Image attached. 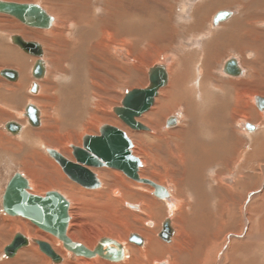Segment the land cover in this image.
<instances>
[{"label":"rangeland","instance_id":"obj_1","mask_svg":"<svg viewBox=\"0 0 264 264\" xmlns=\"http://www.w3.org/2000/svg\"><path fill=\"white\" fill-rule=\"evenodd\" d=\"M5 1H10V2L13 1V2H19V3H35V4H38L40 7H42L43 9H45L46 12L52 16L54 14L52 12L51 13L48 12L50 10L48 8V6H50L52 9H55V10H57L58 8H60V9L62 8V6H61L62 2H56V0H5ZM131 1H133V2H131ZM131 1L127 0V2L129 3V4L127 3V6L130 5L129 9L133 10V8H134L133 6H135L137 4V2L134 0H131ZM45 2L47 3L48 6H46ZM101 2L105 3V0H101ZM118 2H120V0H118ZM121 2L125 3V0H123ZM198 2L200 4L205 3L204 4L205 7L203 9L205 16H202V18H201V24H203L201 33H199V34H196V33L192 34L191 33L188 36H185V33L182 34V30H183V32L186 30H189L187 27L188 26L190 27V25H192L194 23L192 21V19L190 18L191 16H189V15H191L193 12H195L196 9H199V8H196L197 7L196 4ZM93 3H94L93 1L89 0L90 9L91 10H95V9L98 10L97 14L100 17V19H98V20H102V18L105 17L104 15H105L106 11L104 9V6H106V4H103V7H102V5H100V6L97 5V7H96L95 6L96 3H94V4ZM156 3L157 4H155V3L154 4L157 5L158 8L162 12V15L159 16L161 21H162V24L159 25V30H160V33H161V36L163 39L160 37L157 42L151 41V42H153V44L152 45L150 44L148 46L147 44H149L150 39L146 35V33H144V32H147L148 30H150L147 28L151 27V23L146 24L145 20L143 22H141L138 19L135 20L136 16L135 17L133 15L128 16L127 22H126L127 25L125 27L128 28V32H129V26L135 32V34H131L129 32V35H128L129 38L127 37L130 42L134 41L133 46H132L133 47L132 56L126 57V55L124 53H120L118 56H113V53L112 54L110 53L114 57V62L115 63L117 62L116 64H119V66H121V68L117 67L116 65L113 67V69H112V67H109V68L107 67V70H106L107 73L101 72V74L99 73L100 67L102 68V67H106V66L104 64H101L99 59L92 57V55H91V57H88V58L86 57V59L82 58L78 62H76L77 58L74 57L73 55L70 57V59L69 58L65 59V57H64L62 59L64 61L63 67L64 66L66 68L68 67L67 69L65 67L63 69L65 71V74L64 75L62 74L63 76L60 74H55L56 67L62 69V65L60 63H59V65H56V66H55V64L52 65L53 58L51 59L52 61H49L48 53L49 52L52 53V51H55L56 43L58 42V40L53 39V36L49 37V38H47L48 42H46L45 46H44L42 41H41L42 38L39 36H38L39 40L35 39L34 37H29L28 39L27 38L25 39V38H23L24 35L22 36V34H21L22 32L24 33L25 31H29V33H33L35 31L36 32L35 34H37V33H43L44 31L43 30H37V29H30V28L22 25L17 20H15L9 16L0 15V19L7 20L6 21L7 27H10V28L15 27L16 28L15 25L21 27L19 29V31H17V30L11 31V32L3 31L1 33L0 42L3 41L4 44L0 47V49L5 46L6 49L3 50V53H7V54H13L14 51L12 49H16L15 51H18L17 54L19 56H21L23 54V56L28 58V60H26V61H24L20 58H18V59L24 61V63L26 62L27 65H28V61H30L27 69L23 68V70H21V73L24 74V72L27 73V71L29 69V71L27 73V77H26L30 80L29 84L33 80L31 75H30V71L32 68V62H35V60H37V59L34 56L22 53L21 50L15 44H13L10 41V37L13 35H18L22 39H24L26 42L34 41V42L39 43L43 49L42 50L43 51L42 60L45 64V75L39 82V85L41 86V95H39L37 97L36 96L33 97L32 94H30V92L27 91V90H30L29 89L30 86L29 87L27 86L25 89H23L24 91L18 90V92L16 93L17 94V100H16V98H14L15 99L14 101L6 99L5 98L6 93L9 92L8 86L12 85L13 82H9V81L5 80L4 78L0 77V88L3 91V92L1 91L2 92L1 97L5 98V99L4 98L1 99V97H0V102H2V103H0V108H1V112H2V113H0V137H3L5 141H10L11 144L13 143L14 146H12V148L16 149L15 145H16L17 141H20L19 137L21 135L20 134H16L15 136L10 135L5 130L4 125L7 124L9 121L23 123V120L18 118L17 113L19 114L21 112L23 106L31 100H33L37 104L36 105L37 108H38V106L40 108V105L42 106V104L45 105L43 107V109L40 108V110L42 111V122L43 123H42V126L38 129H32L31 127L24 124L25 130L30 129L29 131H31V129H32V131H34V132H38V131L42 130L44 127V125H43L44 121H46L47 116L49 118L52 116L51 118H53L54 121H57L55 123L57 128L53 132H51L52 133L51 138L47 139V142L49 143L48 147H46V149H45L44 146H41V145L38 146L37 145V149L39 150V153H41V156H43L45 158L44 160L42 157H41L42 160H37V159H34V161L29 160L30 161L29 163L32 166L26 165L24 167L19 162H18L19 164L18 163L15 164L14 163L15 161L14 160L12 161V159L7 154L6 155H5V153L1 154V152H0V264H10V263L12 264L13 260L14 259L16 260L19 256L21 257L22 254L24 253L25 249L27 248V247L22 248L18 252V254H16L13 258H7L3 254L4 248L8 244H10L14 235L19 234V232L24 233V231H26L29 235H35L36 236L38 233V230H41V229L37 228L35 225H33L29 220L24 219L22 217L9 216V215L5 214L2 210L1 198L5 192V188L8 184V182L13 177V175H15L16 173L20 174L24 178H26V175H27V178L31 183V185H30L31 187H34L35 185L43 187L42 189H40V191L38 192L39 194H37V196H44L47 192L56 191V192L60 193L69 203H71V209L68 211L71 213V216L69 219V222H71V225L68 229V232H69L70 236H72V237L74 236L75 238H77L80 241H84V240L89 241V239H91L92 242L94 243V245H96V239L106 238L103 234L101 235L99 233L100 229L106 228V227H103V225H106L109 228V231H113V235L115 236V237H111L110 239H114L116 241H119V243H121V241H122L121 245H123L124 251L127 252L128 249L126 247L128 245H129V247H131V246H133L134 248L137 247V246L129 243V238L127 237L129 235L128 233H130V232L133 233V231H134L136 233H139L142 236H144V235L146 236V234H145V229H147L146 222L149 221L147 218L149 216H148L147 211L144 210L145 207L142 204L139 205L140 209L138 211L137 210L136 211L128 210L126 205H124V203H122V201L120 200V197L113 198V197H111V195H110V197H111L110 200L108 198H106V196L103 195L102 199L93 200L92 202L87 201V202L78 204V202L75 199L72 200V197L70 196V195L74 196L73 192H71V190H70L71 187H74L77 192L79 190L83 191V190H87V189L81 187L80 185L76 184L75 182H72L61 171V169L59 167H58V170L55 169L54 165L57 166V164H55L56 162L48 155L47 150L51 149V150H55V151L60 153V151L63 150L61 148V144L64 143L65 147L67 149V154H64V153H62V154L64 156L70 158V160H71L72 156H70V154H68V150L69 149L71 150V148L68 146L81 145V143H82L81 139L83 136H85V134H87V135L88 134L98 135V128H99L98 126H101L103 124H109L111 126H114L116 128L121 129L122 131H124L126 133V135H128L127 137L133 143V152L135 153V155L141 151L143 152L144 150H146V147L145 148L143 147L144 142H142L143 144L141 143V145L140 144L137 145V140H135V138H133V135H137V134L145 135V133H143L141 131H134L133 132L132 130H130L124 123H122L120 121V119H118L112 113V108L120 106V102H121L122 98L124 97V94L127 91L132 90L134 88H138V87L142 88V87L147 86V84H148L147 72H148V69H150V66H155V65L166 66L168 64L167 66H168V70H169L170 78H171L170 79V85L172 83V78L174 77L173 73H174L175 68H179V69H177L179 71L181 69L186 71V73L191 74L192 76L191 75L190 76L193 77L194 79H195V74H196L197 70L200 71V69H201L202 71H204V75L211 76L210 79H208L209 77L207 78V82H206L207 86H214V84L212 83L213 81H210L214 78L213 80H217V82H220L222 85H225V89L227 90L228 94H230V95H228V94H226V95H228L229 98L231 96V99H232L231 103H233L235 100L234 103L239 102L241 105L244 104L247 107L244 109H247L250 111H251V109L256 110V108L252 104L251 96L252 95L264 96V86L259 85L260 83L255 82V81L254 82L251 81V82H248L247 84L241 85V84L237 83V80H240V82L243 81L244 79L246 80L247 77H249V74L254 72L253 70L256 71L258 65L253 64V62H252L253 59L257 58V55L254 53L257 52V50H256V49H258L257 47L261 48L263 44L259 43L257 45L256 44L254 45V46H256L255 47L256 52L253 51L254 48L251 51L248 49L245 50L246 49L245 47L242 49L243 42L241 43L240 40L232 39L230 44H227V45L224 44V43H226L227 40L225 39V37L223 38V35H221V33L224 32L223 29L220 30L217 27H212V25H211L212 19L210 20L211 15L215 10H218V9H221L224 7H221V6L219 7L218 3H215V2L213 3V0H156ZM231 3L232 4H230V5H226L225 8L227 6H230V8H228V9L233 10L237 13L235 15L236 16L235 18L240 17V19H241V16H242L241 12L243 10L245 12L246 16L249 18V23L254 24V27L256 29H258L264 33V0H232ZM113 4H112L113 8H116L115 2ZM92 5H94V7H92ZM60 9H58V10H60ZM102 9H104V10H102ZM144 9L146 10L148 8H144ZM228 9L226 8V9H224V11L228 10ZM200 10H201V8H200ZM118 11L119 10H117V12ZM206 15H207V17H206ZM258 15L259 16L261 15L262 19L258 18ZM133 19H134V22H136V23L133 22ZM193 19H194V17H193ZM203 19H206V21H204ZM203 21H204V23H203ZM138 23H140L141 26L140 25L138 26L137 25ZM142 23H144V24H142ZM96 27H98V25ZM139 27H141V29ZM170 29H173V31L176 30L174 35L168 33V32H170L169 31ZM243 30L244 29L242 28V32H243ZM136 34H137V36H136ZM138 34H140L141 36ZM97 37H99V35ZM136 37H139V38L142 37V38L139 39ZM144 38H145V40H144ZM51 39H53V41H51ZM70 39L71 40L75 39L74 42L78 43V41H77L78 33L71 34ZM261 39L262 38H260L259 40H261ZM96 40H98V39L96 38ZM136 41H137V43H136ZM262 41H264V39H262ZM262 41H261V43H262ZM134 45H136V46H134ZM228 45H229V47H227ZM138 47L140 49H145V50H144L142 57H139V55H137V57H139V58H137V60H136L134 58L136 56V49ZM263 47H264V45H263ZM206 48H208V49H206ZM225 48H226L227 52L224 53ZM98 51H99V49L97 50V52ZM0 52H1V50H0ZM221 53H223L224 55H222ZM216 54H218V55L220 54L221 56L217 58ZM83 55H84V53H83ZM259 55L261 58H263L262 63H264V52L262 51ZM68 56H70V54H68ZM168 57H170L169 60H168ZM228 57H232V58L236 57L240 60L241 66L246 70V73L243 77L231 78L229 76H224L223 74H221V67L223 64L222 62H224ZM107 58H108L107 60L109 62L111 60V58L110 57H107ZM140 58H142V59H140ZM233 59H235V58H233ZM90 60H93V62H94L93 64H91V68L95 74L93 77V82H96L98 84V86L96 87V89L94 88V90L91 87L90 92H89V89H87L88 87H87L86 80H85V82H83V81L85 79V76L88 75V71H85L86 70L85 65L87 64L86 66L90 67V65H88V62ZM95 60H98V61H95ZM227 62H229V60H227ZM57 63H58V61H57ZM73 63H76V64H73ZM80 63H82V64H80ZM170 63L174 64V65H170ZM188 63L189 64L191 63V64L189 65ZM95 64H96V67L94 66ZM186 64H187V67H186ZM54 66H55V68H54ZM81 66L84 67L82 70L79 69V68H81ZM2 69L3 70L4 69H13V70L17 71L18 77L20 78V73L18 71L19 69H17V68H13L7 64L5 66V65H2L0 63V70H2ZM77 69H79V70L77 71ZM68 70H69V72H68ZM81 72H83V74ZM192 72H193V74H192ZM205 72H206V74H205ZM52 73H53V75H52ZM112 73H113V75H112ZM50 74L52 75V77L50 76ZM54 74H55V76H54ZM73 74H75V75H73ZM83 75H84V78L81 77ZM74 76H76V77H74ZM263 76H264V72L262 74H260L259 78L260 77L264 78ZM48 77L54 78L52 82L50 81L47 83V87L49 86L48 88L49 89L52 88V89L50 91H49V89H47L46 93H44V83L48 79ZM196 77L198 78V80L192 81V78H190L191 81H189V83L190 84L192 83L191 89H193V86H196L197 82H200L202 80V74H198ZM77 78H79V79H77ZM95 78H96V80H94ZM104 79L107 80L108 84H106V81H104ZM74 80L76 81L78 86H80V85L82 86V87L81 86L80 87L82 88V92H83L82 94L78 95V97L80 98V100L78 102L80 103V101H81V103L79 104L78 102H76L77 106L75 104V108L73 106V104H74L73 102H70V104H68L65 101V97H66L65 92L67 91V89H70L73 86L74 87L76 86ZM235 82L237 84L233 85V83H235ZM14 83H16V82H14ZM80 83H83L84 86H83V84H80ZM91 86H93V85H91ZM110 87H111V91L109 92ZM243 91H245V93ZM247 91H250L251 93L249 94ZM44 94L46 96L49 95L50 99L48 98V99H45V101H44L43 100V96H45ZM0 95H1V93H0ZM83 95L85 97H84V99L82 98V100H81V96L83 97ZM96 95H97V98H96ZM41 98H42V100H41ZM5 100H7L6 103H5ZM8 100H9V102H8ZM181 105H183V104H181ZM78 107H81V108H78ZM90 108H91V111L88 110ZM152 108H151V110H152ZM46 110L49 111L50 116L48 114L46 115V113H45ZM151 110H149L148 112H150ZM195 110L197 111L196 107H195ZM75 111H77V112L75 113ZM90 113H92V114H90ZM82 114H83V117H82ZM146 114L147 113H144L137 121L142 123V119ZM199 114H200V112H199ZM90 116H94V118L91 119ZM172 116H174V117L179 116V119L182 120V123H183L184 112H183L182 108H178V109L174 110L173 112L168 113L167 115H165L164 120H165V118L167 119L168 117H172ZM215 116H216V118H215L216 120H219L221 118V116L219 115V112H216L214 117ZM77 117L80 118V120ZM231 118H230V121H231ZM76 120L80 121V123ZM247 120L244 117L238 118L236 120L237 123L235 125H233L230 122H227L228 121L227 117L224 118V121L226 124L220 128L224 131L222 133V135L220 136V138L221 137H223V138L221 140L219 138V141L217 140V142H219V143L221 142L219 145L224 147V143H226V142L228 143V140H227V138H229L228 130L233 129V127H234V130L237 134L236 137L238 138L240 145L238 148L236 147L237 149L235 148V150L233 151L232 154H231V152H228V151L224 152V150L220 149V147H219V149L216 147L214 149H212L216 152V153H214V151H212L214 160L210 159L211 163L208 165L207 168H205V170H203L201 179H199L197 177L198 179H195V180L189 179V181H186V180H184V176L178 177L180 175V173H173L172 174V173L168 172V174H170V176H172V178L177 179V180H175L176 182H179L181 184V185L178 184V186H179L178 188L181 190V192L178 195H175V184L173 185V183L171 181H165L164 180V182H162V183H159V182H156V183L161 184V186H163L167 190V196L162 200L161 199L158 200L157 197L155 198L153 195H150L151 189H148L147 186L142 185L139 187L137 185H140V184L129 180L120 171L118 172L115 169L110 170L108 168H106V169L102 168V170L104 169V170L112 171L115 174L116 173L121 174L124 179L122 180L121 178H119V176H117L115 174L111 178H108L107 176H109V175H107L105 178H103L104 180H103L102 189H97V190H93V191H97V192L103 191V193L105 192L104 194L109 195L110 194L109 190H111L113 187L114 188L116 187V188H121L120 190L122 191L123 195L132 194L131 197L134 195L132 198L127 197V199H124V200H128L127 202H129V203H132V202L139 203V202H142L141 200H143L144 198H145L144 201L149 202L150 199L147 198L146 196H148V197L150 196V197L154 198L155 200H157L158 202H160L159 204L160 205L162 204V207L164 208V216L162 217V214L158 211V214L156 213V216L153 219L155 224L152 228H157L160 225V229H161L162 223L165 222V220H171V223L173 224L172 227L174 229L175 237H174V239H173L174 241L172 243H170V241H169L170 244L168 242H164L163 240L160 239V237L158 235L159 233H161L162 230L160 231V229L157 228V230H159V231H156V234H155L156 239L161 244L172 247L175 243V240H177V242L182 241L180 238L178 239L177 236L179 235V232H181V230L179 231V228L181 229L184 227V230L186 229L185 231H187V233L189 235L188 236L189 239L185 238V240L187 242L189 241L190 243H188V247H183V249L187 252L189 251L188 252L189 254H193V252H191L194 250L193 246L196 247L197 246L196 244H198L199 249L202 251L200 253L199 258L197 260H195L196 264H264V226H263L264 225V199H263L264 198V130H263L264 129V115H261L257 119L252 117V119H250L249 121H247ZM193 121H194V119H193ZM193 121H191V119L189 118L188 128L191 127L190 132L194 126ZM161 122H162V120H161ZM51 123L52 122L50 121L49 124H51ZM242 124L243 125L250 124V126L251 125L254 126L255 124H257V128H259V126L261 127L260 130L257 129V134H255L256 137H255V141L253 142L255 147L251 143V140L249 138L250 133H253L255 129L253 131H250V130L244 128V126H243L244 131H242L239 128V125H242ZM176 126L177 125H175L174 127H167L165 129H168V130L174 129V128H176ZM198 126L199 125H197L198 129L196 131L200 132V127H198ZM68 127H69V129H68ZM226 128H227V130H225ZM197 132H193L192 134L195 135V133H197ZM199 132H198V134H199ZM212 132H214V131H211V133ZM198 134L196 137L200 138V136ZM151 135H156V133L151 134ZM211 136H213V135H211ZM32 138H33V136H32ZM209 138H211V137L207 138L208 141L206 138H203V139H206L205 142L208 144V146L211 147V146H213L215 139L212 140V138H211V140H209ZM213 138H216V135H214ZM250 149L253 150V152H252L253 163L251 164V166H250V164L243 165L244 160H245L244 158L247 157V154H248ZM160 150L161 151L166 150L164 145L162 148H160ZM160 150L158 152L159 153L158 155L162 156L163 153ZM222 152L224 154H222ZM19 154H21V152ZM216 154H218V155H216ZM219 154H220V156H219ZM21 156H25V154H23ZM222 157L224 159H226V161H224V162H226L225 165H224L223 160L221 161ZM174 166H171V167H174ZM31 168H34V170L42 172V174H43V176H42L43 181L42 182L43 183L39 182V181H34L32 177H31V179H29L30 178L29 174L32 171ZM145 168H146V165L143 164V168H142L141 172L144 171ZM174 168H176V167H174ZM91 169H93V171H96V170H94L95 168H91ZM29 170H30V172H29ZM180 171H181L180 168H178V169L176 168V172H180ZM215 171L217 174H219L220 186H218V187H215V182L213 181V177H215V175H216ZM216 176H218V175H216ZM160 179L162 181L163 178H160ZM49 180L52 182H53V180L59 181L62 190L57 189V188H50V187L44 188L45 186H47V182H49ZM193 181H195L196 184L201 185L200 190H199L201 196L197 195V194L195 195V190H194L195 188L193 186V185H195V183ZM36 186H35V188H36ZM216 189H218V190H216ZM201 191H203V192H201ZM27 192L32 194V195H36V194H34V191L31 190V188L28 189ZM253 192H259V193L256 195H253L252 198L248 197ZM203 196H205V199ZM170 199L172 201L177 202L178 207H176V208L172 207L169 209L168 203L170 202ZM202 201L204 204L202 203ZM206 201H208V202H206ZM74 202H76V203H74ZM88 203H91V205H89ZM180 206H181V208H180ZM177 208H180V210L177 211L178 210ZM181 211L183 213H187L191 218L195 217L194 219H196L200 222H201V220L199 218L202 215L207 216V218H209V220H208L209 223H208V230H205L206 234L203 230H200L197 228V224H196V223H198L197 221H196V223L194 222L195 226H193V227H192L193 222H192V225H191V222L189 224L187 223V225H186V222H189V221L182 220L183 217L181 216ZM177 218H179V219H177ZM14 220L16 221V224L13 223ZM158 222H160V223H158ZM199 224L201 225V223H198V227L202 228L199 226ZM16 225H18V226L16 227ZM99 225L100 226L102 225V227H99ZM82 228H83V231H82ZM96 228H99V230H97ZM190 230H192V231H190ZM116 235L117 236L121 235V237L123 239L116 238L117 237ZM249 235H250V238H247V237H249ZM86 237H88V239H86ZM190 237L192 240L193 239L195 240L194 243L192 241H190ZM254 237H256V238H254ZM229 238H231V239L228 240ZM204 239H206V240H204ZM251 240H253V241H251ZM189 244L191 246H189ZM94 245H93V247H94ZM34 246H36V245L34 244L33 247ZM85 246H86V244H85ZM87 247L89 248V246H87ZM202 248H203V250H202ZM195 251H196V249H195ZM187 252H184V256H185V254H188ZM39 253H40L39 255L42 254L40 251H39ZM177 253H178L177 250H174L172 252V254H174L173 256H177L176 255ZM60 254L69 255V252L67 253L63 249L62 252L60 251ZM39 255L38 254L33 255V257H32L33 260L31 259V261H28L27 259H29V258H26V261H23L24 263H19V264H55L50 259H48V257H46L45 255L42 254L44 257H46V259L49 260V262L46 263V260L41 258L42 255L40 257H39ZM127 255H129V253ZM63 256L64 257H62V261H65L64 264H79V262H80V261L78 262V260H76V257H69L70 255L68 257H65V255H63ZM193 256H194V254H193ZM189 257H190V255H186L184 258H181L182 261L180 260L179 264H191V262H190L191 259ZM171 258H173V257L170 254L168 255V253H167L161 258V260L170 261V264H171V262L173 261ZM195 261H193V262H195ZM98 262H97V264H111V263H107V261L101 257H99ZM151 262L149 263V261H146L144 264H151ZM123 263L124 262L122 261V262H114L113 264H123ZM14 264H17V263H14ZM58 264H61V262ZM80 264H83V263L80 262Z\"/></svg>","mask_w":264,"mask_h":264},{"label":"bare ground","instance_id":"obj_2","mask_svg":"<svg viewBox=\"0 0 264 264\" xmlns=\"http://www.w3.org/2000/svg\"><path fill=\"white\" fill-rule=\"evenodd\" d=\"M0 1L1 2H10V1H5V0H0ZM91 1L96 3V5H95L96 7H97V5L98 6L102 5V7H103V4H106V6H104V9L106 11L105 15H104L105 17L102 18V20H98V19H100V17L97 14L98 10H96V9L95 10H91L90 9L89 0H56V2H62V5H61L62 8L61 9L58 8L60 10L52 9L45 2L46 6H48V8L51 10V11L50 10L49 11L47 10V11L50 12V13L52 12L54 14L53 16L48 14L46 12V10L43 9L42 7H40L38 4H35V3H19V2H13V1L11 2V3H17V4H34V5H38L51 18V20L49 21V27L48 28H43V29L42 28H33V27L26 26V25L22 24L20 21H18L14 17H11V16H9V17L17 20L19 23H21L22 25H24V26H26V27H28L30 29H37V30H43L44 31L43 33H37V34H35L36 33L35 31L33 33H29V31H25L24 33L22 32L21 34H22V36L24 35L23 38H25V39L26 38L28 39L29 37H34L35 39L39 40L38 39V36H39V37L42 38L41 41H42L44 46H45V43L48 42L47 38H49V37L53 36V39L58 40V42L56 43L55 51H52V53L49 52L48 53V57H49V61H52L51 59L53 58L52 65L55 64V66H56V65H59V63L62 65V69L57 68V67L55 69V74H60V75H62V74L64 75L65 74V71L63 70L65 66L63 67L64 61L62 59L64 57H65V59L66 58L70 59V57L72 55L77 58L76 62H78L82 58L86 59V57L87 58L91 57V55H92V57H95V58L99 59L100 63L104 64L106 66V67H102V68L100 67V70H99L100 74H101V72L102 73H105V72L107 73V71H106L107 67L108 68L112 67V69H113V67L116 65L117 67L121 68V66H119V64H116L117 62L116 63L114 62V57L113 56H118L120 53H124L126 55V57H131L132 56V51H133V47L132 46H133L134 41L130 42L128 40V38H129L128 35H129V32L131 34H135V32L132 30V28L130 26H129V32H128V28L125 27L127 25L126 22H127L128 16H132L133 15L134 17L136 16L135 20L138 19L141 22H143L145 20L146 24L151 23V27L147 28V29H150V30L147 31L145 29L147 32H144V33H146V35L150 39L149 44H147L148 46L150 44L152 45L153 42H157L160 37L162 38L160 30H159V25L162 24V21H161L159 16L162 15V12L158 8V6L155 5V4H157L156 0H134V1L137 2V4L135 6H133L134 7L133 10L129 9L130 5L127 6V3H128L127 0H125V3L121 2L123 0H120V2H118V0H105V3L104 2L102 3L101 0H91ZM114 2H115V5H116V8H113V5H114L113 3ZM131 2H133V1H131ZM214 2L218 3L219 7L220 6L224 7V8L215 10L212 13L211 18H210V20L212 19L211 20L212 27H217L220 30L223 29L224 32L221 33V35L225 36V39L227 40L226 43H224V44H226V45L230 44L231 40L235 39V40H240L241 43L243 42L242 49L245 47L246 48L245 50L248 49V50L251 51L253 48H254L253 51L256 52V50H257V52L254 53V54L257 55V58L253 59V61H255L256 64L258 65L257 69H256V71L253 70L254 72H252V73L250 72L251 74H249V77H247V79L248 78L249 79L248 80L244 79L245 82H243V83L241 81V85L242 84H247L248 82H251V81H253V82L255 81V82L260 83L259 85H263L264 86V78H262V77L259 78L260 74H262L264 72V67H263L264 63H262L263 58H261L260 55H259L262 51L264 52V47H263L264 41H262V39H264V33L262 31L256 29L254 27V24L249 23V18L246 16V14H245V12L243 10L241 12L242 13L241 14L242 15L241 19H240V17L239 18H235L236 17L235 15L237 13L235 11H233V10H229L228 8H230V6H227L226 8L228 10L224 11V9H226L225 8L226 5L232 4L231 3L232 0H213V3ZM204 4L205 3L200 4L198 2L196 4V6H197L196 8H199V9H196L195 12H193L191 15H189V16H191L190 18L192 19V21L194 23L192 25H190V27L187 25L188 26L187 28L189 30H186L184 32L182 30V34L185 33V36H188L191 33L192 34L201 33L202 25H203V24H201V18H202V16H205L204 15V11H203V9L205 7ZM92 7H94V5H92ZM144 8H148V9L145 10ZM200 8H201V10H200ZM104 9H102V10H104ZM117 10H119V11L117 12ZM221 14H223V19L217 20V19L220 18L218 16H220ZM0 15H5V14H1L0 13ZM6 16H8V15H6ZM193 17H194V19H193ZM206 17H207V15H206ZM258 18L262 19L261 15L260 16L258 15ZM206 19H203V20L206 21ZM6 21L7 20L0 19V35H1V33L3 31H7V32L16 31V30L19 31V29L21 28V27L15 25V24L14 25L16 26V28L15 27H11V28L7 27L6 26ZM204 21H203V23H204ZM133 22H134V19H133ZM134 23H136V22H134ZM142 24H144V23H142ZM97 25H98V27H96ZM137 25L139 26L140 23H138ZM139 28L141 29V27H139ZM242 28L244 29L243 32H242ZM169 31L170 32H168V33L172 34V35H174L175 32H176V30L173 31V29H170ZM73 33L74 34L78 33V39H77L78 43L74 42L75 39L74 40L70 39V35L73 34ZM98 35H99V37H97ZM138 35H140V34H138ZM136 36H137V34H136ZM18 38L21 39L22 41L26 42L24 39H22L18 35L11 36L10 37V41L13 44H15L21 50L22 53L34 56V57H36L37 60L40 59V58H37L36 55H32V54H28V53L24 52L18 46V44L16 42ZM96 38L98 40H96ZM136 38H139V37H136ZM140 38H142V37H140ZM260 38H262V39L259 40ZM53 39H51V41H53ZM144 40H145V38H144ZM151 41H153V42H151ZM261 41H262V43H261ZM30 42L39 45V47L41 49V55H43V51H42L43 49H42L41 45L39 43H37V42H34V41H30ZM136 43H137V41H136ZM259 43L263 44L262 47L261 48L257 47L258 49L255 50L256 46H254V45L255 44L257 45ZM3 44H4L3 41L0 42V47ZM134 46H136V45H134ZM227 47H229V45ZM4 49H6L5 46L0 49L1 50V52H0V56H1L0 63L2 65H5V66L7 64V65H10L13 68H17V69H19L18 71L20 73V78H19L17 71H15L13 69H6V70H10V71L15 72L16 76L13 77V79H8L6 77H3L1 75V73H0V77L4 78L5 80H7L9 82H13L12 85L8 86L9 87V90H8L9 92L6 93L5 98L9 99V100H13V101L15 100L14 98H16V100H17V94L16 93L18 92V90L21 91V90L25 89L27 86L28 87L30 86V88H29L30 90H27V91H29L30 94H32L33 97H35V96L37 97V96L41 95V86L39 85V82L45 75V64H44V62L42 60V56H40L41 57L40 60L43 62V65H44V75L41 78H39V79H35L33 77L32 70H33L34 64H35V62L37 60H35V62L31 61L32 62V68H31V71H30V75H31L33 80L29 84L30 80L28 78H26L29 69H28L27 73L26 72H24V74L21 73V70H23V68L27 69V67L29 66L30 61H28V65H27L26 62L24 63V61L28 60V58L23 56V54L22 55L20 54L21 56H19L17 54L18 51H15L16 49H12L14 51L13 54L3 53ZM98 49H99V51L97 52ZM206 49H208V48H206ZM144 50L145 49H140L138 47L136 49V56L134 55L135 56L134 59L137 60V58L142 57L143 53H144ZM82 52L84 53V55H83ZM225 52H227L226 48L224 50V53ZM110 53L111 54L113 53V56ZM68 54H70V56H68ZM221 54H223V53H221ZM137 55H139V57H137ZM216 56L218 58V57H220V54L219 55L216 54ZM107 57L111 58V60L109 62L107 60L108 59ZM18 58H20V59H22L24 61L19 60ZM233 58H235V59H233ZM233 58L232 57H228L224 62H222L223 64H222V67H221V74H223L224 76H229L231 78H241V77H243L245 75L246 70L241 66L240 60L238 58H236V57H233ZM140 59H142V58H140ZM169 59H170V57H168V60ZM230 59L232 60V61H230V64L233 63V65H234V63H235V66L238 67L237 68L238 72L229 75V74L223 72L224 71L223 68H224V65L226 64L227 60H230ZM57 61H58V63H57ZM95 61H98V60H95ZM93 63H94L93 60H90L88 62V65H90V67L86 66L87 64L85 65V67H86L85 71H88V75L85 76V79H84L83 82H85V80H86L87 87H88L87 89H89V92H90V88L91 87L94 90V88L96 89V87L98 86V84L96 82H93V77L95 75L94 71L91 68V64H93ZM73 64H76V63H73ZM80 64H82V63H80ZM167 65L166 66L160 65L164 69V73H165V77H166V84L161 86V88H159V90H157L156 96L154 97V102H153L152 106L148 109V111L151 110V108L154 105L155 106L152 108V110L150 112H148V111L145 112L147 114L143 117L142 123L138 122V123L141 124L142 128L131 129L128 126L127 127L130 130H132L133 132L134 131H141V132L145 133V135H143V134L133 135V138H135V140H137V145L138 144L141 145V143L144 142L143 147L144 148L146 147V150H144L143 152L141 151V152L137 153L136 155L133 152V143L129 139L131 141V143H132L131 153H132V155L134 157L138 158L140 163H141V166L138 168V177H139V179H142V180L145 179V180L150 181V182H152V183H154V184H156L158 186H161V184H159V183L164 182V180L165 181H171L173 183V185L175 184V195H178L181 192V190L178 188L179 187L178 184L179 185H181V184L179 182H176L175 180H177V179L176 178H172V176H170V174H168V172H170L172 174L173 173H180V175L178 177L184 176V180H186V181H189V179L190 180H195V179H198V178L201 179L203 170H205V168H207L208 165L211 163L210 159L214 160L213 152H212L214 150H212V149H214L215 147L219 149V147H220V149L224 150V152L228 151V152H231V154H232L233 151L235 150V148L236 147L238 148L239 145H240L239 144V140L236 137L237 134H236V132L234 130V127H233V129H229L228 130V133H229V138H227L228 143L227 142L224 143V147L219 145L221 142L220 143L217 142V140L219 141L220 136L224 132L222 129H220L223 125L226 124L225 121H224V118L227 117L228 118L227 122H230L233 125H235L237 123L236 120L238 118H241V117H244L246 120L248 119L247 121L252 119V117H254L256 119L259 118L261 115H264V107H262L259 104V98L260 99L261 98L264 99V96H260V95H252L251 96L252 104H253V106L255 108H257L256 109L257 111L255 109H253V110L251 109V111H250V110L244 109V108H247V107L243 103H242L243 105H241L239 102L234 103L235 100H234L233 103H231V100H232L231 96H230V98L228 96L230 94H228L227 90L222 87V84H220V82H217V80H213L214 78L212 80H210V81H213L212 83L214 84V86H207L206 82H207V78L209 77V75H204V71H202L201 69H200V71L197 70V72L195 74V79H194L193 77H191L192 75L186 73V71H184L182 69L179 71V70H177L179 68H175L174 73L172 72L174 74L173 75L174 77L172 78V83L170 85V79L171 78H170V73H169ZM170 65H174V64L170 63ZM55 66H54V68H55ZM94 66L96 67V64ZM151 67H153V66H150V68ZM186 67H187V64H186ZM83 68L84 67L81 66V68H79V69L82 70ZM79 69H77V71ZM2 70H0V72ZM68 72H69V70H68ZM148 72H149V69H148ZM148 72H147V79H148L147 86L146 87H142V88H139V87L138 88H134L132 90H144V89H146L149 86V84H150L149 82L150 81H149ZM81 73L83 74V72H81ZM197 73L198 74H202V80L200 82H197L196 86H193V89H191V84L192 83L191 84L189 83V81H191L190 78H192V81L193 80H198V78L196 77L198 75ZM55 74H54V76H55ZM192 74H193V72H192ZM205 74H206V72H205ZM52 75H53V73H52ZM52 75L50 74L51 77H52ZM73 75H75V74H73ZM112 75H113V73H112ZM51 77H48V79L44 83V93H46L47 89H49L48 88L49 86L47 87V83L50 82V81L52 82L53 79H54V78H51ZM74 77H76V76H74ZM81 77L84 78V75L81 76ZM210 78L211 77H209L208 79H210ZM77 79H79V78H77ZM94 80H96V78ZM104 81H106V84H108L107 80L104 79ZM14 82H16V83H14ZM239 82H240V80H237V83H239ZM75 84H76L75 87L74 86L72 88L69 87L70 89H67V91L65 92V96H66L65 97V101H66V103L70 104V102H73L74 103L73 104L74 108H75V104L77 106L76 102H78L80 100L78 95L83 93L82 92V88H81L82 86L80 85V84H83V83L79 84L81 87L78 86L76 81H75ZM90 84L93 85V86H91ZM83 86H84V84H83ZM51 89H49V91ZM132 90L127 91L124 94V97H125V95L127 93H129ZM110 91H111V87H110L109 92ZM243 92L245 93V91H243ZM247 92L249 94L251 93L250 91H247ZM226 94H228V95H226ZM1 96L2 95H0V97ZM84 97H85L84 95H83V97L81 96V100H82V98L84 99ZM124 97L122 98V100L120 102V106L112 108V113L118 119H120V118L117 116V113H116L115 110L123 107L122 105H123ZM2 98H4V97H1V99ZM48 98L50 99L49 95L48 96H46V95L43 96V100L44 101H45V99H48ZM96 98H97V95H96ZM9 100H8V102H9ZM41 100H42V98H41ZM6 102H7V100H5V103ZM0 103H2V102H0ZM80 103H81V101H80ZM181 104H183V105H181ZM36 105L37 104L33 100H31V101L27 102L23 106V108H22V110H21V112L19 114L17 113L18 118L23 120V123L14 122V121H9L8 122V123L17 124V126L19 127V131L18 132L10 131L8 123L4 125L5 130L10 135H14V136L16 134H20L21 135L19 137L20 141H17V143L15 145L16 149L12 148V146H14L13 143L11 144L10 141H5L3 137H0V152H1V154H3V153H5V155L7 154L12 159V161L13 160L15 161L14 162L15 164L19 162L24 167L26 165L32 166L29 163L30 162L29 160H32V161H34V159L42 160L41 157L43 158V160L45 159L43 156H41V153H39V150L37 149V145L38 146L39 145L44 146V148L46 149V147H48V145H49V143L47 142V139L51 138V135H52L51 132H53L57 128V126L55 125V123L57 121H54V119L51 118L52 116L50 118L47 116L46 117V121H44V124H43L44 125L43 129L38 131V132L32 131V129L40 128L42 126V123H43L42 122V111L40 110V108L43 109V107L45 105H43V104H42V106L40 105V108H39V106L37 108ZM28 106H34L35 109L38 111L39 124L37 123V126H32L28 122V119H30L29 112H28ZM81 107H78V108H81ZM195 107H196L197 111L195 110ZM178 108H182L183 109V112H184L183 123H182V120L179 119V116L178 117H174V116L168 117L167 119L165 118V120H164L165 115H167L168 113L173 112L174 110H176ZM88 110L91 111V108L88 109ZM76 112L77 111H75V113ZM199 112H200V114H199ZM216 112H219V115L221 116V118L219 120L215 119L216 116L214 117ZM0 113H2L1 112V108H0ZM45 113H46V115L48 114L50 116V113H49L48 110H46ZM90 114H92V113H90ZM82 117H83V114H82ZM90 118L92 119V118H94V116H90ZM189 118L191 119V121H193V119H194V121H193L194 122V124H193L194 126H193L191 132H190V128L191 127L188 128ZM230 118H231V121H230ZM78 119L80 120V118H78ZM138 119H136V120H138ZM161 120H162V122H161ZM50 121L52 122L51 124H49ZM76 121H78V120H76ZM78 122L80 123V121H78ZM24 124H26L27 126L31 127L32 128L31 131H29L30 129L29 130H25L24 129V126H25ZM105 125H109V124H103L101 126H98L99 127L98 128V135H99L100 128L102 126H105ZM175 125H177V126L174 129H170V130L165 129L167 127H174ZM197 125H199L198 127H200V132L198 131L199 134L196 131L198 129ZM243 126H244V128H246V129H248L250 131H253L255 129L254 132L250 133V135H249L251 143L253 144V142L255 141V137H256L255 134H257V129L260 130L261 127L259 126V128H257V124H255L253 126L254 128L252 129L251 127L250 128L247 127L248 124H245V125L242 124V125H239V128L242 131H244ZM68 129H69V127H68ZM210 130L214 131V132H212L213 134L211 133ZM225 130H227V128ZM193 132H197V133H195V135H193L192 134ZM155 133H156V135H151V134H155ZM197 134L200 136V138L196 137ZM98 135H91V134L87 135V134H85V136H83L82 139H81L82 140L81 145L68 146V147L71 148V150L70 149L68 150V154H70V156H72L71 160H70V158H68V157H66V156H64L62 154V153L67 154V149H66L64 143L61 144V148L63 150L60 151V154L63 157H65L66 159H68V160H70L72 162H75V159L73 157V147L81 148L82 144H83V138L84 137H86V136L92 137V136H98ZM211 135H213V136H211ZM214 135H216V138H213ZM32 136H33V138H32ZM208 137H211L212 140L215 139L214 143H213V146H211V147L208 146V144L205 142ZM203 138H206V139H203ZM211 138H209V140H211ZM222 138L223 137H221L220 140ZM207 141H208V139H207ZM163 145H164L166 150L161 151L160 148H162ZM254 147H255V145H254ZM50 150L51 149H48L47 153L55 161V159L49 153ZM159 150L163 153L162 156L158 155L159 154L158 153ZM53 151H55V150H53ZM20 152H21V154H19ZM252 152H253V150L250 149L248 154H247V157L244 158L245 160H244V164L243 165L250 164V166H251V164L253 163V161H252ZM57 153H59V152H57ZM214 153H216V152L214 151ZM23 154H25V156H21ZM222 154H224V153L222 152ZM216 155H218V154H216ZM219 156H220V154H219ZM222 160H223V162L226 161V159H224L223 157H222L221 161ZM225 163L226 162H224V165H225ZM55 164H57V166L54 165V168L58 170V167H59L61 169V171L64 173V171L62 170V167L59 165V163L56 162ZM143 164L146 165V168H145L144 171L141 172V170L143 168ZM171 166H174L177 169L180 168L181 171L180 172H176V168L171 167ZM102 168L106 169L108 167H106L105 165L104 166H97L94 169L96 171H93V169H91L92 172L94 173V175L96 176V178L98 179V181L100 182V186L98 188H96V189H87L86 188L88 191L87 190H83V191L79 190L77 192L74 187H71L70 190H71V192H73L74 196L73 195H70V196L72 197V200L75 199L78 202V204L84 203V202H87V201H91L92 202L93 200L102 199L103 198L102 196L104 195L109 200L111 199V197H113V198L120 197V200L122 201V203H124V205H126L128 210H132V211H136L137 210L138 211L140 209L139 205H141V204L145 207L144 210L147 211L148 216H149V217H147L149 221L146 222V227H147V229H145L146 236L145 235L142 236L139 233H136L134 231H133V233H131V232L128 233L129 234L127 236L128 238L131 235H137L139 238H135V241L133 243L130 242L131 244H133V245H135L137 247H135V248L133 246L129 247V245H128L126 247L128 249L127 252H125L124 248H123V252H124L123 259H122V261L124 262L123 264H144L146 261H149V263L152 261L151 264H170V261L161 260V258L167 253H168V255L170 254L173 257V258H171L173 260L171 262V264H179L180 263L179 261L180 260L182 261L181 258H184L186 255H190L189 258L191 259V261H190L191 264H196L195 260H197L199 258L200 253L202 251L199 249L198 244H196L197 245L196 247L193 246L194 244L192 245L194 247V250L191 251V252H193L194 256H193V254H189L188 253L189 251L187 252V251H185L183 249V247H188V243H190L189 241L187 242L185 240V238H188L189 235H188L187 231H185L186 229L184 230V227L181 228V229L179 228V231L181 230V232H179V235L177 236L178 239L180 238L182 241L181 242H177V240H175V243H174V245L172 247L163 245L156 239L155 234H156V231H159V230H157V228L160 229V225L157 228H152L154 226V224H155L153 219L156 216V213L158 214V211L162 214V217L164 216V208L162 207V204L161 205L159 204L160 202H158L157 200H155L154 198H152L150 196L149 197L146 196L147 198L150 199L149 202L148 201H144L145 198L144 199L142 198L143 199V200H141L142 202L129 203V202H127L128 200H124V199H127V197L128 198L131 197L132 194L123 195L122 191L120 190L121 188H116V187L115 188L113 187L111 190H109L110 191L109 195L108 194H104L105 192L103 193V191L102 192L93 191V190H97V189H102L103 180H104L103 178H105L107 175H109V176H107L108 178H111L115 174L112 171H108V170H104V169L102 170ZM108 169L111 170L113 168H108ZM31 170H32L31 172L29 170V172H30V174H29L30 178L29 179H31V177H32L34 181L42 182L43 181L42 172L34 170V168H31ZM115 170H117V169H115ZM117 171L119 172V170H117ZM121 173L123 174V172H121ZM215 173H216V171H215ZM115 175L119 176V178H121L122 180L124 179L121 174H117L116 173ZM216 175H218V176H216ZM216 175H215V177H213V181L215 182V187H218V186H220L219 174L216 173ZM124 176L127 177L126 175H124ZM22 178H24V177H22ZM160 178H163L162 181H161ZM24 179L26 181L28 180L27 175H26V178H24ZM128 179L133 181L130 178H128ZM28 181H27L28 187H29L28 189L31 188V190L34 191V194H36V196H37V194H39L38 192L43 187L36 186V185H35L36 188H35V186L31 187L30 186L31 183H30V181L29 182ZM133 182L140 184V185H137L139 187L142 186V185L143 186H147L148 189H151L150 190V195H153L156 198V196L154 194L155 191H154L153 187H151L149 185H146V184H143V183L136 182V181H133ZM156 182H159V183L157 184ZM193 182L195 183V181H193ZM195 185H193L194 188H195L194 189L195 190V195L197 194V195L201 196L200 191H199L201 185L196 184V183H195ZM47 187L48 188L49 187L50 188H57V189L62 190L59 181H54L53 180V182H52V181L49 180V182H47V186H45L44 188H47ZM161 187L164 188L163 186H161ZM28 189H27V191H28ZM216 190H218V189H216ZM201 192H203V191H201ZM165 193H167L166 189H165ZM258 193L259 192H253L248 197L252 198L253 195H256ZM110 195H111V197H110ZM203 197L205 199V196H203ZM2 199H3V196L1 198V200ZM158 200H159V198H158ZM203 201H202V203H203ZM206 202H208V201H206ZM74 203H76V202H74ZM88 204L91 205V203H88ZM177 204H178L177 202L172 201L170 199V202L168 203V207H169V209L172 208V207L176 208V207H178ZM180 208H181V206H180ZM180 208H177L178 210L177 209L176 210L179 211ZM70 209H71V203H69L68 211ZM2 210H3V208H2ZM68 216H69V219H70V216H71L70 212H68ZM181 216L183 217L182 220L189 221V222H186V225H187V223L189 224L190 222H191V225H192V222H193V225H192V227H193V226H195L194 224L197 221L198 223H201V225L199 224V226L202 227V228H199L198 227V223H196L198 229L203 230L204 232H205V230H208V223H209L208 220H209V218H207V216L202 215L199 218L201 220V222L196 220V219H194L195 217L191 218L187 213H183L182 211H181ZM12 217H17V216H12ZM177 219H179V218H177ZM170 221L166 220L162 224V228H163L164 224H167L168 227H169V229L167 230L169 232V233H167V236H168L169 239L162 238L161 234H158L161 239H163L164 241H166L168 243H169V241H170V243H172L174 241L173 239L175 237L174 229L172 227L173 224ZM13 223L16 224V221L14 220ZM158 223H160V222H158ZM32 224L35 225L37 228H39L41 230H38L39 234L37 233L36 236L35 235H29L26 231H24V233L23 232H19V234L22 236V238H24L27 241V245L24 246L23 248L27 247L28 249L27 248L25 249V251H24V253L22 254L21 257L19 256L16 260L14 259L13 260L14 263H17V264L24 263L23 261H26V258H29L27 260L31 261L33 255H37V254L39 255L40 254L39 251L40 252H42V251L39 250L40 246H39L38 243H44V242H37V240L38 239H44L42 241L49 242L51 244V246L53 248H55V250L57 251L58 254H60V251L62 252V250L64 249L67 253L69 252V255H70L69 256L67 254H63V255H65V257H68V256L69 257H76V260H78V262L79 261L82 262L83 264H97L99 256H95L93 258H85L83 256H77V255L73 254L72 252L68 251L64 247L63 242L59 238H57L55 235L49 233L47 230H45L44 228L40 227L38 224H35V223H32ZM70 225H71V222L68 221L67 229H66L67 238L72 243L80 244L83 247H85L86 249H89L90 251L94 250L95 247L97 246L100 238L96 239V245H94V243L92 242L91 239H89V241H86V240L80 241L77 238H75L74 236L73 237L70 236V234L68 232V229H69ZM17 226L18 225H16V227ZM99 227H102V225L101 226L99 225ZM103 227H106V228H102L100 230H99V228H96L97 230H99V233L101 235L103 234L107 239H110L111 237H115L113 235V231H109V228L106 225H103ZM82 231H83V228H82ZM190 231H192V230H190ZM205 234H206V232H205ZM116 238L123 239L121 237V235H118ZM247 238H250V235ZM254 238H256V237H254ZM86 239H88V237H86ZM139 239H141V241H139ZM230 239L231 238H229L228 240H230ZM110 240H114V239H110ZM204 240H206V239H204ZM114 241H116V240H114ZM190 241H192L194 243L195 240L194 239L192 240L191 237H190ZM251 241H253V240H251ZM35 242L37 243L39 248L37 246L33 247ZM83 242L86 244V246H85V244ZM116 242L119 243V241H116ZM121 243H122V241H121ZM121 243H119V244L121 245ZM93 245H94V247H93ZM87 246H89V248ZM189 246H191V245L189 244ZM195 249H196V251H195ZM20 250L21 249H19V251ZM174 250H177V252H178L176 254L177 256H173L174 254H172V252ZM202 250H203V248H202ZM18 252L16 254H18ZM184 252H187L188 254H185V256H184ZM128 253H129V255H127ZM42 254L45 255L44 253H42ZM41 255H39V257ZM43 255L41 256V258L46 260V263H48L49 262L48 259H50V258L46 259V257H48V256L45 255L46 257H44ZM60 255H61L60 256L61 257V261L60 262H61V264H64L65 261H62V257H64V256L62 254H60ZM122 261H119V262H122ZM193 261H195V262H193ZM13 262H12V264H14ZM80 262H79V264H80Z\"/></svg>","mask_w":264,"mask_h":264},{"label":"water","instance_id":"obj_3","mask_svg":"<svg viewBox=\"0 0 264 264\" xmlns=\"http://www.w3.org/2000/svg\"><path fill=\"white\" fill-rule=\"evenodd\" d=\"M0 13L16 18L22 24L33 28H48L51 18L38 6L34 4H17L0 1ZM219 19H223L221 14ZM18 46L26 53L36 55L40 58L41 49L39 45L32 42H24L17 39ZM38 59L33 67L32 75L39 79L44 75L43 62ZM226 62L223 72L227 74L237 73L235 63ZM3 77L13 79L15 72L4 69L0 72ZM240 74V73H239ZM149 86L144 90H132L127 93L123 100V107L116 109L117 116L129 128H142L136 119L140 118L154 102L157 90L166 84L164 69L155 65L149 69ZM259 104L264 107V99L259 98ZM28 122L32 126L39 124L38 111L34 106H28ZM7 126V125H6ZM10 131L18 132L19 127L15 123H8ZM7 126V127H8ZM247 127L254 128L248 124ZM132 143L126 133L114 126L105 125L99 130L98 136H86L83 138L82 147H73L75 162L64 158L60 153L50 150V155L62 167V170L69 179L76 184L87 188L96 189L100 182L90 170L97 166H106L123 172L133 181L153 187L155 196L164 199L167 196L165 189L145 179H139L138 168L141 163L131 153ZM27 181L16 173L5 188L2 199L3 211L10 216L22 217L32 223L38 224L49 233L59 238L64 247L77 256L93 258L99 256L109 262H119L123 259V246L114 240L102 238L94 250L90 251L80 244L72 243L66 236L67 224L69 221V202L58 192H47L44 196L31 195L27 192ZM167 224L163 225L161 236L169 239ZM137 235H131L129 242L133 243ZM141 241V239H139ZM40 250L48 256L53 263L58 264L61 258L45 243H38ZM27 245V241L20 234H16L12 242L5 247L4 255L13 258L19 249Z\"/></svg>","mask_w":264,"mask_h":264},{"label":"flooded vegetation","instance_id":"obj_4","mask_svg":"<svg viewBox=\"0 0 264 264\" xmlns=\"http://www.w3.org/2000/svg\"><path fill=\"white\" fill-rule=\"evenodd\" d=\"M91 170V169H90ZM92 171V170H91ZM166 221V220H165ZM170 221V220H169ZM171 222V221H170ZM163 224V223H162ZM160 230H162V227H161V229ZM160 234V233H159ZM161 239V238H160ZM171 239V238H170ZM39 240V241H38ZM37 240V242H44V243H46V244H48L50 247H51V249L60 257L61 255L60 254H58L57 253V251L55 250V248H53L52 246H51V244L49 243V242H45V241H42V240H44V239H38ZM161 240H163V239H161ZM164 241V240H163ZM164 242H166V241H164ZM130 243V242H129ZM35 245L38 247V245H37V243L35 242ZM39 248V247H38ZM40 250V249H39ZM41 253H43V252H41ZM49 258V257H48ZM61 258V257H60ZM105 260V259H104ZM52 261V260H51ZM107 261V260H106ZM53 262V261H52ZM107 263H111V264H113L114 262H109V261H107Z\"/></svg>","mask_w":264,"mask_h":264},{"label":"crops","instance_id":"obj_5","mask_svg":"<svg viewBox=\"0 0 264 264\" xmlns=\"http://www.w3.org/2000/svg\"><path fill=\"white\" fill-rule=\"evenodd\" d=\"M225 36H223V38H224ZM222 55H224V54H222ZM221 56V55H220ZM0 60H1V56H0ZM253 62V64H256V62H254V61H252ZM209 77H211V76H209ZM243 82H245L244 80L242 81V83ZM221 84V83H220ZM237 83H234L233 85H236ZM239 84H241V82H239ZM223 86V88H225V86L224 85H222ZM2 90H1V88H0V93H1V95H2V92H1ZM257 109V108H256ZM257 111V110H256Z\"/></svg>","mask_w":264,"mask_h":264}]
</instances>
